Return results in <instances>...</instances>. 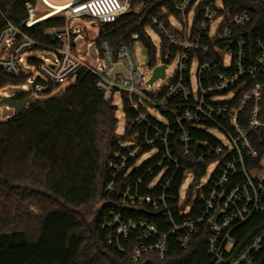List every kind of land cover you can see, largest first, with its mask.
Instances as JSON below:
<instances>
[{
	"label": "built area",
	"instance_id": "1",
	"mask_svg": "<svg viewBox=\"0 0 264 264\" xmlns=\"http://www.w3.org/2000/svg\"><path fill=\"white\" fill-rule=\"evenodd\" d=\"M129 7L128 0H74L55 10L64 26L44 31L55 42L48 45L6 20L0 31V69L20 75L34 66L41 77L26 82L36 93L49 84L72 83L84 69L103 98L115 105L120 97L125 128L105 162L99 228L106 244L127 253L129 262L138 264L148 256L165 260L173 245L186 252L204 236L208 264H257L264 252V154L253 165L259 155L250 135L264 130L257 79L264 69V36L249 39L250 14L232 11L221 0H173L171 11L161 9L150 17L149 28L160 37L158 62L144 69L138 65L133 52V43L140 41L137 32L116 47L102 40L96 62L82 58L70 22L112 23ZM25 10L24 25L41 19L35 4L26 3ZM171 64L167 83L146 90L156 81L149 83L154 68L165 65L164 77L158 78L163 80ZM218 96L226 99L217 101ZM214 130L224 134L225 143ZM255 217L261 221L257 230L237 246L236 231Z\"/></svg>",
	"mask_w": 264,
	"mask_h": 264
},
{
	"label": "trees",
	"instance_id": "2",
	"mask_svg": "<svg viewBox=\"0 0 264 264\" xmlns=\"http://www.w3.org/2000/svg\"><path fill=\"white\" fill-rule=\"evenodd\" d=\"M172 1L130 0L127 12L112 23L99 25L95 45L108 40L116 47L137 32L152 52L145 28L150 17L161 9L171 11ZM221 1L232 11L250 14L251 23L246 28L249 39L264 36V0ZM36 2L0 0V31L8 20L37 42L55 44L44 31L64 26L60 14L30 26L23 24L25 4ZM140 5L143 8L135 12ZM29 75H12L0 69V89L24 84ZM257 79L262 86L260 108L264 119V69L258 71ZM58 85L49 84L40 93H49ZM24 98L28 96L14 95L16 101ZM115 113L111 99L103 98L96 89L94 76L80 69L60 97L33 101L20 113L0 120V264H132L127 253L106 244L105 231L99 228L103 206L100 212L96 208L85 210L91 203L96 201L98 206L106 198L102 187L108 178L106 159L116 146ZM250 143L259 155L252 163L258 165L264 154V130L253 131ZM8 201L10 207H5ZM260 222V217H255L238 228L236 245H242L255 233ZM208 262L205 239L200 236L186 252L173 245L165 260L148 256L138 264ZM257 264H264V252L259 254Z\"/></svg>",
	"mask_w": 264,
	"mask_h": 264
},
{
	"label": "rangeland",
	"instance_id": "3",
	"mask_svg": "<svg viewBox=\"0 0 264 264\" xmlns=\"http://www.w3.org/2000/svg\"><path fill=\"white\" fill-rule=\"evenodd\" d=\"M60 1H67V0H58ZM130 2V0H128ZM131 4V2H130ZM143 7L140 5L135 8V12H138ZM36 9L39 12L38 14H42L45 11V7H43L41 4H37L36 2ZM48 10V9H47ZM172 21L175 22V19L172 18ZM176 23V22H175ZM100 23L95 19H89V18H80L78 20H72L70 22V27L73 30L75 36H74V44L76 45L78 54L85 59L91 60L92 62H96L98 60V52L97 47L95 45V35L98 31ZM146 32L151 40V45L153 46L154 50L152 52H149L147 48L143 45L141 41H135L133 43V52L134 56L136 58V61L138 65L144 69L148 67V62H158L160 59V37L157 34V32L149 28L150 24L147 26ZM89 44V45H88ZM174 70V65L171 64L168 66L166 70V77L165 79L161 80L158 79L154 82L152 86H146V90L148 91H154L156 89L161 88L164 86L167 81L171 78ZM27 71L30 73L29 79L34 80L36 77H41L38 70L34 66H30ZM27 83V82H26ZM70 81H64L60 83L58 86L54 87L53 90H51L49 93H36L32 90V84L27 83L26 89H22L21 85H6L3 88L0 89V96L1 95H16V94H23L27 95L29 98H31L34 102H44L50 99L58 98L60 97L65 88L70 85ZM226 99L224 96H218L215 98L217 101H222ZM115 106H116V118H117V124H116V141L121 140V136L123 135L124 128H125V114L122 108V101L119 96L115 97ZM13 110L11 108H7L4 104L0 106V120H5L10 115H12ZM153 114H155V111H153ZM213 134L221 141L226 142V137L224 134H222L219 130H214ZM212 170V166H210L206 172V174L201 179V184H204L207 182L210 172ZM260 175H264V162H262V170L260 172ZM190 177V176H189ZM190 180L185 182L184 186H187L189 184ZM184 190V189H183ZM183 194V191H182ZM97 206V202L91 203L88 208L85 210H92L94 211ZM5 207H10V202L8 201L5 203ZM33 208V207H32ZM34 212H38L36 208L32 209ZM96 210V209H95ZM87 222H90V217H87Z\"/></svg>",
	"mask_w": 264,
	"mask_h": 264
},
{
	"label": "water",
	"instance_id": "4",
	"mask_svg": "<svg viewBox=\"0 0 264 264\" xmlns=\"http://www.w3.org/2000/svg\"><path fill=\"white\" fill-rule=\"evenodd\" d=\"M164 69L165 65H160L154 68L153 74L151 79L149 80V83H152L153 81L157 80L158 78L164 77ZM33 103V100L31 98H24L22 100L16 101L14 99V96L12 95H1L0 96V106L4 104L7 108H11L13 110V114L20 113L27 105H30ZM103 206V203H100L97 208L96 212H100L101 208ZM130 209V208H127ZM137 212H140L139 209L136 210Z\"/></svg>",
	"mask_w": 264,
	"mask_h": 264
},
{
	"label": "crops",
	"instance_id": "5",
	"mask_svg": "<svg viewBox=\"0 0 264 264\" xmlns=\"http://www.w3.org/2000/svg\"><path fill=\"white\" fill-rule=\"evenodd\" d=\"M72 1L74 0H67V1H60V2L58 0H37V4H41L43 7H45V11L42 14H39V16L41 19H43L45 17L53 15L55 14L54 13L55 10H58L59 7H62Z\"/></svg>",
	"mask_w": 264,
	"mask_h": 264
},
{
	"label": "bare ground",
	"instance_id": "6",
	"mask_svg": "<svg viewBox=\"0 0 264 264\" xmlns=\"http://www.w3.org/2000/svg\"><path fill=\"white\" fill-rule=\"evenodd\" d=\"M54 8H56V7H54ZM59 8H61V7H59ZM59 8H58V9H59Z\"/></svg>",
	"mask_w": 264,
	"mask_h": 264
}]
</instances>
